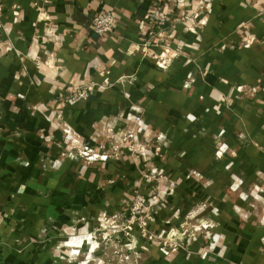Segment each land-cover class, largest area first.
<instances>
[{
  "label": "crops",
  "instance_id": "1",
  "mask_svg": "<svg viewBox=\"0 0 264 264\" xmlns=\"http://www.w3.org/2000/svg\"><path fill=\"white\" fill-rule=\"evenodd\" d=\"M153 2L0 0V56L10 58L1 60L5 83L14 88L11 93L19 94L16 90L26 88L21 79H26L29 98L51 106L44 109L46 121L34 115L35 128H26L28 140L18 145L0 140V165L5 166L0 170L3 264H78L62 246L60 232L71 219L86 214L94 198L119 193L115 187L102 193L95 188L100 172L91 167L79 170L75 162L58 157L49 138L58 127L57 117L74 130L80 142L92 147L114 126L133 122L139 113L152 116V132L166 134L164 150L172 159L170 167L206 170L207 180L213 173L207 168L217 163L207 137L212 139L218 129L226 134L222 138L228 148L221 160L223 169L211 179L213 186L220 183L224 188L210 187L209 191L231 198L236 189V199L225 200L227 204L213 206L208 213L217 220V233L205 242L215 245L216 253L211 251L206 259L179 256L176 264H264V205L258 200L250 207L245 200L251 184L264 180V151L249 139L264 134V93L260 91L252 101L237 95L233 110L218 104L219 93L230 92L234 85H256L264 90V0H162L168 14L163 40L148 34L145 16ZM98 10L115 13L114 32L101 36L92 30L90 16ZM185 16L193 23L202 22L187 30L180 20ZM42 41L44 47L37 45ZM165 43L172 49L178 43L179 56H167ZM49 51L58 58L53 70H37L34 57L45 59ZM161 54H165L162 59ZM24 67L28 79L26 73L22 75L20 68ZM10 69L18 70L20 76ZM82 85L92 89L86 99H68L64 105L55 102L59 95L69 94V88ZM18 129L3 127L0 131ZM41 149L49 152L52 165L48 169L38 164ZM20 152L22 160L18 159ZM126 161L117 165L127 169L130 162ZM55 162L58 165L53 167ZM74 164L77 179L70 181ZM235 179L242 184L237 185ZM259 196L264 198V194ZM42 225L50 228V238L36 247L32 241Z\"/></svg>",
  "mask_w": 264,
  "mask_h": 264
},
{
  "label": "rangeland",
  "instance_id": "2",
  "mask_svg": "<svg viewBox=\"0 0 264 264\" xmlns=\"http://www.w3.org/2000/svg\"><path fill=\"white\" fill-rule=\"evenodd\" d=\"M191 22L190 17L181 20L187 30L195 29L202 20L200 23L192 22V26L188 25ZM168 37L170 35H167L165 39ZM39 44L45 46L44 41L42 44L37 43ZM166 44L164 49L169 53L167 56L178 57L181 52L178 43L173 49ZM165 45L168 47L166 48ZM4 59L10 58L7 54H4L2 58L0 56V128H20V130L5 134L0 131V140L5 139L18 145L19 141L29 139L26 128H35L34 115L41 116L46 121L48 116H44V109L47 107L50 109L51 106L43 100L33 101L29 98L30 83L26 79H21L26 83L24 91L16 90L19 94L11 93L14 88L5 83V68H3L5 63L1 61ZM34 59L37 65H33L37 67V70L41 68L53 70L52 64L58 60L52 51L46 54L45 59L38 55ZM20 69L22 75L23 73H26L25 77L29 75L27 67ZM10 71L16 72L17 77L20 76L18 70L10 69ZM41 87L42 85L40 90ZM78 87L79 90L84 91L90 86H76ZM261 87L234 85L230 87V92L219 93L218 104L225 109L233 110L237 105V95L252 101L260 91L264 93ZM236 91L238 94L234 93ZM67 92L69 94L59 95L55 102L64 105L67 103L66 100H71L74 91L69 88ZM262 106L264 107L263 102ZM151 118L142 113L136 114L133 122L127 121L126 124L114 126L106 135H102V140L96 146L91 147L80 142L74 130L60 116L57 117L55 123L58 127L49 135V138L57 147L58 157H61L63 161L75 162L79 170L91 167L100 172L99 180L95 182L96 189L99 188L100 191L107 188L110 190L112 187L119 189L116 196L107 193L94 198L93 202L89 203L90 209L84 211L86 214L71 219L70 225L62 232L59 231L63 236L62 246L67 249L69 257L78 264L82 262L87 264H147V262L176 264V257L179 258V256L182 259L197 255L206 259L211 251L216 253L215 245L212 247L205 242V238L217 233V220L208 213L214 209L213 206L227 204L225 200L231 203L232 199H236V189H233L231 198L218 197L215 191H212V194L209 191L210 187L224 188L220 186V183L213 186L211 183L214 180L211 179L221 175L220 171L223 169L221 160L228 151L222 140L226 134L218 129L214 132L212 139L207 137L217 162L207 168L213 172V175H208L210 179L207 180L206 170L186 171L178 168L179 166H169L172 159L166 156L167 152L164 150V144L168 143L167 136L163 132H152ZM261 120L264 123V116ZM218 126L215 128H223ZM261 128H264V124ZM249 139L250 144L264 151L263 133L259 136L257 134L250 136ZM37 155L40 168H50L52 164L49 165V152L41 149L38 150ZM22 157L23 153L20 152L18 159ZM126 160L130 162L127 169L117 165L118 162ZM25 162L24 160V164ZM104 163H108L109 166ZM76 164L69 174L70 181L77 179ZM57 165L55 162L53 167ZM4 167L0 165V170ZM243 174L239 173L240 176ZM235 183L242 184L236 179ZM182 193L185 195L191 193V195L184 197ZM247 193L248 197L245 200L250 207L256 205L258 200H261V204L264 205V198L259 196L264 194V180L258 184H251ZM253 194L256 196L255 200ZM49 229L42 225L37 230V239L32 241L36 247L43 245L46 239L50 238L51 230ZM84 258L89 260H82Z\"/></svg>",
  "mask_w": 264,
  "mask_h": 264
},
{
  "label": "built area",
  "instance_id": "3",
  "mask_svg": "<svg viewBox=\"0 0 264 264\" xmlns=\"http://www.w3.org/2000/svg\"><path fill=\"white\" fill-rule=\"evenodd\" d=\"M161 3L162 0H154L153 4L151 5L150 9L147 11L145 16L147 26L149 27L148 34L150 38L162 39L164 37L163 34L165 35L168 32L163 28V25L168 21V14ZM185 18L188 19L189 16H185L180 20H183ZM116 24L117 17L115 13L110 10H98L93 12V14L90 16V26L92 30L96 34L101 36L114 32ZM164 51L167 50L164 49ZM163 56L161 54L158 57L162 59ZM87 89L88 90L81 91L79 90V87L73 88L74 92L71 100L73 102H77L78 100L86 99L92 90L90 87H87ZM0 264H3L2 261H0ZM82 264H87V262H82Z\"/></svg>",
  "mask_w": 264,
  "mask_h": 264
}]
</instances>
